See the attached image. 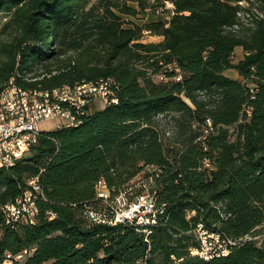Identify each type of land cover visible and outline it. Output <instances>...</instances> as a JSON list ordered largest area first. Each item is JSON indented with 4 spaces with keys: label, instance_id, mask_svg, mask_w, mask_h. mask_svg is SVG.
I'll return each mask as SVG.
<instances>
[{
    "label": "trees",
    "instance_id": "1",
    "mask_svg": "<svg viewBox=\"0 0 264 264\" xmlns=\"http://www.w3.org/2000/svg\"><path fill=\"white\" fill-rule=\"evenodd\" d=\"M129 1L136 5L0 0V92L12 77L30 91L107 77L118 84L117 101L41 131L30 151L0 166V255L33 248L23 264H264V9ZM156 6L169 17L140 25L122 16ZM144 30L161 39L141 41ZM237 47L244 54L234 61ZM32 177L42 193L37 221L11 226L1 206ZM100 178L113 201L138 181L155 192L164 213L147 237L135 223L86 220L82 206L96 207ZM198 228L227 252L191 254L201 247Z\"/></svg>",
    "mask_w": 264,
    "mask_h": 264
},
{
    "label": "built area",
    "instance_id": "2",
    "mask_svg": "<svg viewBox=\"0 0 264 264\" xmlns=\"http://www.w3.org/2000/svg\"><path fill=\"white\" fill-rule=\"evenodd\" d=\"M159 78H163V75H159ZM176 79H180V76ZM117 89L118 84L112 82V78H101L98 83H92L87 87L71 85V89L54 87L48 92L24 94L12 82L11 90L0 97V164L11 166L19 159V153L30 151L39 133L45 131L39 126L41 121L51 119L55 121L56 127L67 126V123L76 122L79 115L87 112L95 97H99L103 104L117 101ZM206 164L208 165L207 161ZM27 183L29 188L14 202L1 206L5 222L11 226L19 223L34 224L37 221L39 214L37 198L39 195L42 196L38 177L28 179ZM109 195L104 179L100 178L96 183L94 201L107 205V209L101 210L84 203L82 209L87 221L106 224L125 221L135 223L147 237L151 233V226L157 225L164 213V206H157L155 192L136 196L122 209L116 207V202L121 199L122 194L116 196L114 201L109 199ZM50 215V218L54 216L53 213ZM224 249L225 252L222 250L209 252L201 245L199 249L190 252L209 258L213 254H225L227 248L224 246ZM32 252L33 248L23 249L17 253L6 250L0 255V264H23Z\"/></svg>",
    "mask_w": 264,
    "mask_h": 264
},
{
    "label": "rangeland",
    "instance_id": "3",
    "mask_svg": "<svg viewBox=\"0 0 264 264\" xmlns=\"http://www.w3.org/2000/svg\"><path fill=\"white\" fill-rule=\"evenodd\" d=\"M93 2L96 0H92ZM122 1V0H119ZM152 2L155 3V0H150ZM127 4L129 5H136L135 2L129 1L127 0ZM239 4L242 6H246V7H251V10L254 14H260V10L264 9V0H241L239 1ZM168 5V4H167ZM170 14H168L167 12H165V10H163L162 7L160 6H156V12L153 9L147 8L141 12H139L137 15L135 16H131V15H127L124 14L122 15L123 18L126 21H133L135 23H138L140 25L149 23L150 21L153 20H157V19H166L167 17H169ZM250 18H246L244 19V24L247 25L248 21ZM5 21V16H0V27L2 25V23ZM125 25H130L128 23H126ZM1 37H5V34H0ZM161 39V37H159L158 35L152 34L146 30L143 31V36L141 38V41L143 42H157ZM70 55H72L73 57H77L79 55V52L76 50H72L69 52ZM243 49L241 47H237L234 50L233 53V60L237 61L239 58H241L243 56ZM89 55L84 56V58H89ZM225 74L232 76V75H237L235 70H226ZM92 107L91 110L93 109H100L104 106L103 102L101 101V99L99 97H95L93 99L92 102ZM159 123L161 125V127L165 128L166 130L171 131V126H172V122L170 121V118L167 117H159ZM54 124L53 120L51 119H46L43 120L39 123V126L41 128L44 129H48L50 127H52ZM165 135H168L167 132L165 133ZM166 141V139H165ZM142 181H138L136 184H134L131 188L128 189V192H123L122 193V197L119 201L116 202L117 204V208L122 209L123 207H126V203H128L129 201H131V199L135 198L138 195H148L150 193L149 191V187L146 183L142 184ZM136 191H140V194L136 195L135 192ZM136 195L131 197V195ZM96 207L104 210L107 209V205H103V204H96ZM197 236L200 238V243L203 246L204 250H207L209 252H213V251H223L225 252L226 249H224L223 246V242L218 239V235L216 234H210V233H206V231L198 228L197 231ZM206 233V234H205ZM261 234H264V228H262L261 232L258 234V236H260ZM191 250H196V248H191ZM191 253V252H190ZM191 254H195L198 255L196 253H191Z\"/></svg>",
    "mask_w": 264,
    "mask_h": 264
},
{
    "label": "bare ground",
    "instance_id": "4",
    "mask_svg": "<svg viewBox=\"0 0 264 264\" xmlns=\"http://www.w3.org/2000/svg\"><path fill=\"white\" fill-rule=\"evenodd\" d=\"M107 78H112V77H107ZM12 82H14V78L12 77L11 80L7 83V85L4 86V88L1 90L0 92V97H3L5 95V92L11 90L12 88ZM99 82V79L96 80V81H89V82H79V83H76L74 85H79V87H87L88 85H91L92 83H98ZM112 82H116L113 78H112ZM15 84V83H14ZM18 86V85H17ZM57 88H63V89H71V85H68V84H63ZM53 89V88H52ZM18 90L20 92H24V94H38V93H41V92H48L50 90L46 89V90H41V89H35V90H26L24 88H22L21 86H18ZM115 102V101H113ZM74 123V122H73ZM73 123H67V126H70L72 125ZM21 154V153H19ZM0 166H4V164H0Z\"/></svg>",
    "mask_w": 264,
    "mask_h": 264
},
{
    "label": "crops",
    "instance_id": "5",
    "mask_svg": "<svg viewBox=\"0 0 264 264\" xmlns=\"http://www.w3.org/2000/svg\"><path fill=\"white\" fill-rule=\"evenodd\" d=\"M233 77H237V75H232ZM54 122V124H53V126L52 127H50V128H48V129H44V128H41V130H53V129H55L56 128V125H55V121H53Z\"/></svg>",
    "mask_w": 264,
    "mask_h": 264
}]
</instances>
